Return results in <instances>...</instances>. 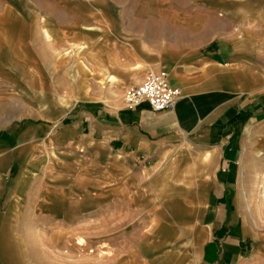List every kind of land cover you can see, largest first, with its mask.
Listing matches in <instances>:
<instances>
[{"label":"rangeland","instance_id":"1","mask_svg":"<svg viewBox=\"0 0 264 264\" xmlns=\"http://www.w3.org/2000/svg\"><path fill=\"white\" fill-rule=\"evenodd\" d=\"M28 1L11 3L34 36L28 46L11 48L16 56L5 50L0 62V137H10L9 153L0 157V213L17 216L7 225L20 232L16 241L30 263L143 262L161 202L181 194L193 176L179 174L172 158L155 166L117 161L87 126H57L75 113L99 118L121 102L126 107L127 88L158 72L140 62L146 32L131 29L132 11L147 3L158 11L163 0H39L48 14ZM16 179L27 181L21 202L9 197ZM247 183L245 191L258 198L255 176ZM257 198L238 202L251 229L243 264H264V202Z\"/></svg>","mask_w":264,"mask_h":264},{"label":"crops","instance_id":"2","mask_svg":"<svg viewBox=\"0 0 264 264\" xmlns=\"http://www.w3.org/2000/svg\"><path fill=\"white\" fill-rule=\"evenodd\" d=\"M28 2L48 14L39 0ZM17 7L0 0V62L5 50L16 56L11 48L28 46L34 36ZM154 10L149 3L138 6L131 29L146 32L140 62L165 71L181 90L175 110L155 113L147 104L130 110L121 102L105 109L106 117L75 113L57 128L87 126L117 161L155 166L172 158L179 174L193 176L181 194L163 199L144 261L130 264H243L251 229L238 202L257 198L246 192L250 176L264 202V0H163ZM0 139L6 158L10 137ZM25 190L27 181L16 179L10 199L21 202ZM16 217L0 213V264H35L16 241L20 232L7 225Z\"/></svg>","mask_w":264,"mask_h":264},{"label":"built area","instance_id":"3","mask_svg":"<svg viewBox=\"0 0 264 264\" xmlns=\"http://www.w3.org/2000/svg\"><path fill=\"white\" fill-rule=\"evenodd\" d=\"M181 96V90L171 85L165 71H149L141 84L127 88L124 104L130 110L147 104L152 112H169L175 110Z\"/></svg>","mask_w":264,"mask_h":264},{"label":"bare ground","instance_id":"4","mask_svg":"<svg viewBox=\"0 0 264 264\" xmlns=\"http://www.w3.org/2000/svg\"><path fill=\"white\" fill-rule=\"evenodd\" d=\"M264 194V193H263ZM79 239V238H78ZM79 246H81V247H84L85 246V244H86V241L84 240V239H81L78 243H77ZM87 246V245H86ZM85 246V247H86ZM103 249V248H102ZM101 253L102 254H107L106 252H104V251H101Z\"/></svg>","mask_w":264,"mask_h":264}]
</instances>
